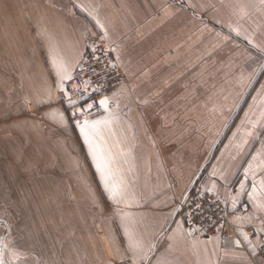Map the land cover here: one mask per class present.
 I'll return each mask as SVG.
<instances>
[{"label":"crops","instance_id":"0c3cea01","mask_svg":"<svg viewBox=\"0 0 264 264\" xmlns=\"http://www.w3.org/2000/svg\"><path fill=\"white\" fill-rule=\"evenodd\" d=\"M94 32L125 76L87 117L108 121L119 203L62 100ZM190 76L204 98L172 99ZM0 144L48 172L20 187L34 233L0 214L5 264H264V0H0ZM194 183L221 196L235 236L190 235L178 202Z\"/></svg>","mask_w":264,"mask_h":264},{"label":"built area","instance_id":"2783aa9c","mask_svg":"<svg viewBox=\"0 0 264 264\" xmlns=\"http://www.w3.org/2000/svg\"><path fill=\"white\" fill-rule=\"evenodd\" d=\"M70 77L71 79H67L62 91V100L65 103L67 115L72 121H80L98 113L102 109L99 104L100 99L125 80L124 73L110 45L97 32L87 36L85 53ZM69 98L76 103L70 105ZM88 104H92V107L88 108ZM78 109H83V111L78 112ZM73 113L76 114L73 115ZM178 212L188 232L194 237L210 235L232 237L236 235V228L229 219L221 196L213 190L201 187L200 183H194L185 196L179 200ZM246 229L251 231L252 227L247 226ZM254 252L264 261V234ZM105 264L135 263L130 257L125 256Z\"/></svg>","mask_w":264,"mask_h":264},{"label":"rangeland","instance_id":"374dc122","mask_svg":"<svg viewBox=\"0 0 264 264\" xmlns=\"http://www.w3.org/2000/svg\"><path fill=\"white\" fill-rule=\"evenodd\" d=\"M162 79L165 81L164 78ZM179 79L181 78H177L175 83L183 81L185 85L180 86L178 89V86L181 85V83L176 84L178 91L172 95V99L178 98V100L184 103L195 102L204 98L205 93L204 89L201 88V82H203L201 81V76H190L184 78L185 80ZM170 98L171 95L169 96V99ZM190 111L197 110L191 109ZM153 127H155V129L159 132L156 125ZM2 149L3 147L0 144V150ZM1 152H4V155L0 157V214H7L10 217L12 223L14 224L15 231H19L22 227L29 225L28 227L31 233H34L37 229L30 224H32V221L38 217V206L24 202L26 200H23V197L20 195V187L22 185V180L25 177L29 180V182H36L37 180L43 179L48 172H45V168H40L41 164L37 157L31 159L29 166L30 170L27 172L28 169L22 168L20 163L15 160L16 158L9 157L8 154L7 156L5 150H2ZM25 169H27V171H25ZM7 201H10L11 203ZM62 207L63 206H58L56 210L60 211V208ZM94 207L95 206H91L90 208Z\"/></svg>","mask_w":264,"mask_h":264},{"label":"snow or ice","instance_id":"6c2138e0","mask_svg":"<svg viewBox=\"0 0 264 264\" xmlns=\"http://www.w3.org/2000/svg\"><path fill=\"white\" fill-rule=\"evenodd\" d=\"M62 79H71V77L65 75ZM74 87L76 86L74 85ZM68 103L70 105H74L76 101L69 98ZM99 104L107 110L108 98L104 97L100 99ZM87 107L91 108L92 104H88ZM77 111L82 112L83 109H78ZM75 114L76 113H73V115ZM61 118L63 119V114H61ZM75 123L85 142L88 144L93 160L95 161L97 171L100 173L101 180L103 181L105 190L109 193L111 199L119 203L118 198L123 196V188L117 182V177L112 169L113 157L111 156L110 150L106 151L98 140V137H100L101 126L107 124L108 121L104 119L89 120L85 118L83 121H75ZM241 187H243V185H241ZM261 231H264V229H261ZM244 235L247 239V234L245 233ZM237 243H239V241H237ZM249 243L251 244L250 241ZM0 264H5L3 252H0Z\"/></svg>","mask_w":264,"mask_h":264}]
</instances>
